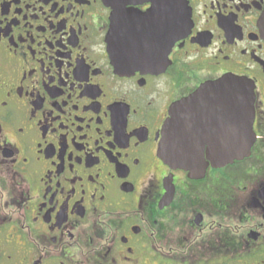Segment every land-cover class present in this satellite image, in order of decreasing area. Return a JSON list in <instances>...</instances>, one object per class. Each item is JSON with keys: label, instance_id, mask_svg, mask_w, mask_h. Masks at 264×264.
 Listing matches in <instances>:
<instances>
[{"label": "flooded vegetation", "instance_id": "flooded-vegetation-1", "mask_svg": "<svg viewBox=\"0 0 264 264\" xmlns=\"http://www.w3.org/2000/svg\"><path fill=\"white\" fill-rule=\"evenodd\" d=\"M129 1L126 33L151 7ZM185 1L166 58L119 73L104 0H0V264H264V0ZM228 74L253 82L250 154L165 164L170 107Z\"/></svg>", "mask_w": 264, "mask_h": 264}, {"label": "water", "instance_id": "water-1", "mask_svg": "<svg viewBox=\"0 0 264 264\" xmlns=\"http://www.w3.org/2000/svg\"><path fill=\"white\" fill-rule=\"evenodd\" d=\"M104 1L112 8L105 41L116 72L151 69L189 31L191 15L185 0H145L151 2V7L141 14L132 13L135 25L129 33L123 31L124 7L132 1ZM258 23L264 37V13ZM253 104V82L248 78L228 74L207 81L170 107L161 131L158 156L170 167L183 168L194 176L205 168L201 155L204 147L215 165L243 159L250 154L255 139ZM212 125L221 126L224 134L225 149L219 152L213 151L208 133ZM216 140L214 136L213 141Z\"/></svg>", "mask_w": 264, "mask_h": 264}]
</instances>
